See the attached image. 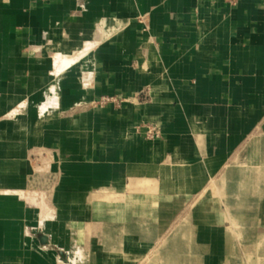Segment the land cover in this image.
<instances>
[{"label": "crops", "instance_id": "0c3cea01", "mask_svg": "<svg viewBox=\"0 0 264 264\" xmlns=\"http://www.w3.org/2000/svg\"><path fill=\"white\" fill-rule=\"evenodd\" d=\"M260 144L264 0H0V264H146ZM196 225L193 264H226Z\"/></svg>", "mask_w": 264, "mask_h": 264}, {"label": "bare ground", "instance_id": "6f19581e", "mask_svg": "<svg viewBox=\"0 0 264 264\" xmlns=\"http://www.w3.org/2000/svg\"><path fill=\"white\" fill-rule=\"evenodd\" d=\"M56 76L59 82L61 74L57 73ZM242 156L239 153L234 155L226 164L225 172L219 178L210 181L211 186L216 188L217 201L221 200L224 205L221 220L228 223L225 236L227 248L225 263L264 264V234L255 235L257 227L248 219L252 214V208H255L256 201L264 191L261 144L260 149L253 151L250 156L246 158ZM148 182L145 179L135 180L132 189L142 190L149 187L151 190ZM253 204L255 205L252 206ZM205 234L206 231L202 230L197 236L203 239ZM187 235L186 233L174 238L170 237L165 245L162 244L153 251L146 264H193L195 257L193 253L187 252L186 248L182 251L176 250ZM245 242H250V247ZM236 255L237 257L239 255L238 260Z\"/></svg>", "mask_w": 264, "mask_h": 264}, {"label": "rangeland", "instance_id": "374dc122", "mask_svg": "<svg viewBox=\"0 0 264 264\" xmlns=\"http://www.w3.org/2000/svg\"><path fill=\"white\" fill-rule=\"evenodd\" d=\"M252 153V152H251ZM226 168L222 171L225 172ZM221 173V174H222ZM203 193L201 195H199L197 198H191V199H187V200H182L180 202H178L177 207L179 208L178 210V214L176 215H171L172 218V225H171V229L170 231H168V233L166 234L167 238H174L179 236L180 234H188L187 237H185L184 239H182V245L181 246H177L176 250L178 251H182L186 248L187 252H193L196 253V251L198 250V248L196 247V242H197V234H196V227L198 225H196V223H200V219L203 218V223H207V222H211V223H216L219 224L220 228H226L228 223L224 220L222 221L221 219L223 218L222 215V211H224V205L222 203V201H217V198H214L213 200H210V194L211 192H215L216 194V188L212 187L210 182L208 184H206V186L203 188ZM210 202H212L213 205H218L222 210L220 215L218 214H196L195 209H198L197 207H208L210 206ZM259 202H262V197L258 198V200L256 201V206L255 207H259ZM255 203V202H254ZM255 204H253L252 206H254ZM254 208V207H253ZM252 208V214L251 216L249 215L248 219L250 221H252V224L257 227L256 231H255V235L261 233L262 234V214H255L253 213L255 209ZM199 211V210H197ZM209 211V210H208ZM251 218V219H250ZM208 220V221H206ZM223 231H220V233L227 235V231L226 229H222ZM246 231V230H245ZM192 236H191V235ZM245 233H243L244 236ZM248 241V240H247ZM189 243L190 246L185 247V245H183L184 243ZM180 243V244H181ZM247 244L248 247H250V242H245ZM247 248V247H246ZM166 249V246H165ZM157 250V249H156ZM224 253L223 250L221 251L220 255ZM240 255V253H239ZM238 255V257H239ZM237 257V255H236ZM237 257V260H238Z\"/></svg>", "mask_w": 264, "mask_h": 264}, {"label": "built area", "instance_id": "2783aa9c", "mask_svg": "<svg viewBox=\"0 0 264 264\" xmlns=\"http://www.w3.org/2000/svg\"><path fill=\"white\" fill-rule=\"evenodd\" d=\"M229 1L230 3H236L238 0H227Z\"/></svg>", "mask_w": 264, "mask_h": 264}]
</instances>
